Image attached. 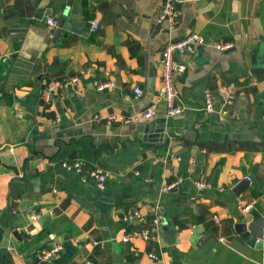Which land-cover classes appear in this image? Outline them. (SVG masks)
Returning <instances> with one entry per match:
<instances>
[{
  "label": "crops",
  "instance_id": "crops-1",
  "mask_svg": "<svg viewBox=\"0 0 264 264\" xmlns=\"http://www.w3.org/2000/svg\"><path fill=\"white\" fill-rule=\"evenodd\" d=\"M70 1L0 0V214L11 192L10 212L32 211L0 218V264H264V73H251L264 0H183L175 26L156 22L165 0ZM65 18L71 28L57 33ZM191 33L205 44L176 57L183 111L169 116L162 52ZM152 107L141 124L107 119ZM76 162L78 172L63 167ZM150 206L163 217L158 241L124 243L123 216L140 210L150 223Z\"/></svg>",
  "mask_w": 264,
  "mask_h": 264
},
{
  "label": "built area",
  "instance_id": "built-area-1",
  "mask_svg": "<svg viewBox=\"0 0 264 264\" xmlns=\"http://www.w3.org/2000/svg\"><path fill=\"white\" fill-rule=\"evenodd\" d=\"M183 0H165L162 4L161 10L159 15L156 18L157 24L161 25L165 22L175 26L178 23L179 19V11L181 9ZM48 24L51 29L57 27V23L54 19H49ZM95 29L98 26H94ZM205 44V39L201 34L198 33H191L186 37L171 42L166 45L162 52L161 64L163 66V82L164 87L162 92L159 95V98L164 100L168 107V114L169 116H177L182 113L183 106L182 103L178 102V94L176 93L175 88V79L181 76L185 70L186 65L180 63L176 57L178 55H185V54H193L196 51L197 46ZM216 49L219 51H226L232 48L230 43H221L215 45ZM72 82L79 81V76L76 75L72 79ZM60 84L56 83L54 87H51L53 90L55 87H59ZM114 82L110 81L104 84H101L99 90L108 89L109 87H113ZM220 93L227 96L226 100L224 101L225 105H232L234 101V96L231 91L222 88ZM134 95L136 98H139L142 95V90L140 88L134 89ZM214 91L208 89L205 92V103L202 108L203 112L206 113H214ZM155 108L152 107L143 111L141 113L133 114L128 117H117V116H108L107 119L109 123H126V124H141L144 122L152 121L155 119ZM170 158H173L170 157ZM63 167L69 171H80L81 165L79 162L67 164L63 163ZM89 177L94 179L97 183V187L99 190L105 189V182L108 175L103 172L101 169H95L90 174ZM176 184H173L168 187V190L173 189ZM206 183L198 182L197 187L199 189L206 188ZM150 211L154 214V218L152 222L147 223L143 213L140 210H132L127 212L123 218L122 222L125 225L126 234L122 237V241L124 243H128L134 238H140L144 241L154 240L158 241L159 230L163 223V217L159 214V207L150 206ZM39 216L34 217V220H37ZM257 244V243H256ZM61 250L60 246H55L52 250H50L46 255L45 258L49 259L53 255L57 254ZM149 257L155 261H158V257L154 252L149 253ZM88 264V263H87Z\"/></svg>",
  "mask_w": 264,
  "mask_h": 264
},
{
  "label": "water",
  "instance_id": "water-1",
  "mask_svg": "<svg viewBox=\"0 0 264 264\" xmlns=\"http://www.w3.org/2000/svg\"><path fill=\"white\" fill-rule=\"evenodd\" d=\"M71 2H72V0L70 1V3ZM71 26H72L71 23H69V21H66V18L62 19L59 26H58L57 33H59L61 29L68 30L69 28H71ZM251 73L252 74L264 73V36L260 37V43H259L258 51L256 54V63L254 64V66L251 70ZM155 127H150L146 131V134H149L151 139L154 138L157 141V139L161 138L162 134L164 133V129H163L164 127H160V126H157L156 128ZM21 179L23 180L24 177H22ZM12 194H13V192H11L9 197H8L7 208L5 210H3L2 213L0 214V218L8 217L11 224L16 219L20 218L22 215H27V214L32 212V211H26V212H23V213L18 214V215H14L12 212H10ZM245 230L240 231V233L243 234L245 238H249L250 244L252 246L258 247V245H256V243L258 241L257 238L250 237L249 233H247ZM14 235L19 240H22L24 238V235L19 234L17 231L14 232Z\"/></svg>",
  "mask_w": 264,
  "mask_h": 264
}]
</instances>
